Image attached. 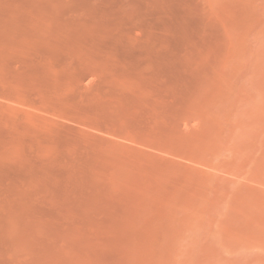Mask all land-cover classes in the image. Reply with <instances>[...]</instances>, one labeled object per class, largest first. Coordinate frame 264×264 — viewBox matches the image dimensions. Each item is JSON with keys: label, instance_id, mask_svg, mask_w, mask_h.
Wrapping results in <instances>:
<instances>
[{"label": "rangeland", "instance_id": "374dc122", "mask_svg": "<svg viewBox=\"0 0 264 264\" xmlns=\"http://www.w3.org/2000/svg\"><path fill=\"white\" fill-rule=\"evenodd\" d=\"M0 264H264V0H0Z\"/></svg>", "mask_w": 264, "mask_h": 264}]
</instances>
